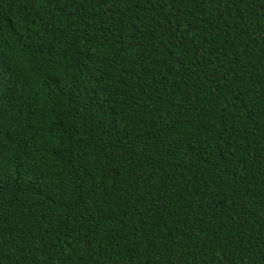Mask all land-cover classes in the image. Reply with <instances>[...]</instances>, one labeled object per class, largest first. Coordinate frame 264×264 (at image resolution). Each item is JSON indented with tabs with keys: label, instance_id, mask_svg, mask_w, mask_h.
Returning a JSON list of instances; mask_svg holds the SVG:
<instances>
[{
	"label": "trees",
	"instance_id": "trees-1",
	"mask_svg": "<svg viewBox=\"0 0 264 264\" xmlns=\"http://www.w3.org/2000/svg\"><path fill=\"white\" fill-rule=\"evenodd\" d=\"M0 264H264V0H0Z\"/></svg>",
	"mask_w": 264,
	"mask_h": 264
}]
</instances>
